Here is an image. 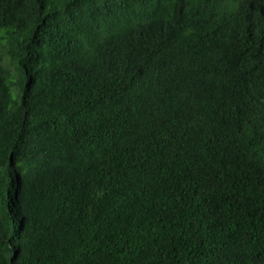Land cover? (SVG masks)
Wrapping results in <instances>:
<instances>
[{"label":"trees","instance_id":"trees-1","mask_svg":"<svg viewBox=\"0 0 264 264\" xmlns=\"http://www.w3.org/2000/svg\"><path fill=\"white\" fill-rule=\"evenodd\" d=\"M0 264H264V0H0Z\"/></svg>","mask_w":264,"mask_h":264}]
</instances>
